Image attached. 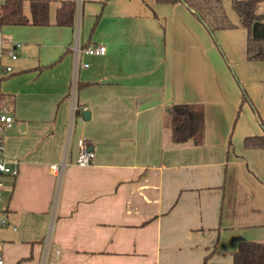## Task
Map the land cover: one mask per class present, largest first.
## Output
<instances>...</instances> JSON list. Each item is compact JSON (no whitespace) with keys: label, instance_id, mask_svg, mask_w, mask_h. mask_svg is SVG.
<instances>
[{"label":"crops","instance_id":"1","mask_svg":"<svg viewBox=\"0 0 264 264\" xmlns=\"http://www.w3.org/2000/svg\"><path fill=\"white\" fill-rule=\"evenodd\" d=\"M23 1L25 22L0 24L11 67L0 107L12 119L2 138L17 168L4 177V263L41 264L47 248L44 264H232L240 243L264 244V150L242 145L264 133V62L246 60L231 0L221 1L236 28L213 36L183 4L81 0L79 43L106 52L81 56L89 67L76 75L74 103L90 117H74L70 134L76 17L59 24L64 0H48L49 21L33 25ZM234 76L253 106L236 123ZM174 104L203 108L201 143L171 141ZM78 139L95 154L89 166L75 164Z\"/></svg>","mask_w":264,"mask_h":264},{"label":"trees","instance_id":"2","mask_svg":"<svg viewBox=\"0 0 264 264\" xmlns=\"http://www.w3.org/2000/svg\"><path fill=\"white\" fill-rule=\"evenodd\" d=\"M157 5L183 4L189 9L193 16L213 36L217 31L235 29L236 26L229 19L221 0H154ZM23 0H4L0 3V24L13 23L23 24L25 16L23 13ZM50 2L48 0H30L29 10L32 24L43 26L49 21ZM231 9L238 17L240 26L247 32L246 60L248 62H264V37L255 38L252 35L254 24L264 21V15L256 13L255 0H231ZM76 17L75 0H64L58 3L55 10L56 21L64 26H71ZM80 26H83L82 19ZM98 16H95L94 23L89 31V38L94 31ZM218 46V45H217ZM82 48L88 47V43L81 44ZM41 69V68H40ZM238 84L241 97L238 111L233 123H236L243 105L249 104L252 108L249 96L234 76ZM82 87L77 83V90ZM81 107L77 106L74 116L82 115ZM169 128L171 141L175 144H182L193 140L199 144L202 142L204 123L203 108L200 105L174 104L169 109ZM260 126L263 127L262 122ZM231 146L230 142L228 143ZM243 148L246 150H264V133L261 135L246 136L242 140ZM203 264H207V259ZM232 264H264V244L254 242H242L232 254Z\"/></svg>","mask_w":264,"mask_h":264},{"label":"built area","instance_id":"3","mask_svg":"<svg viewBox=\"0 0 264 264\" xmlns=\"http://www.w3.org/2000/svg\"><path fill=\"white\" fill-rule=\"evenodd\" d=\"M75 2H76V27H75V36L71 43V53H72L73 62H72V82L70 86V95H71L72 103L70 106V119L68 121L69 134L71 133L73 128V120L75 117L74 114L77 109V105L74 103V98H75L74 96L77 89L75 78L80 69H86L89 67L88 63L82 61L81 56L83 55L88 57H95V56L104 55L106 52V48L104 46H88L86 48L81 47L79 43L81 0H75ZM7 56L11 60H15L17 58L16 54H14V51L12 50L8 51ZM9 72H11V67L3 66L0 58V76L4 73H9ZM6 114H7L6 109L0 107V227L7 226L9 224L8 220L2 215L4 214V209H3V199H4V191H5L4 177L9 176L14 178L17 175V168L15 166L10 165L5 160V143L2 138V133L5 129L9 128L12 123L11 117L7 116ZM76 145L78 148V153L76 156L75 164L79 167L89 166L95 157L94 152L90 150L89 145L84 139H78ZM63 166L64 165L61 164L60 167L62 168ZM52 167L54 170L59 169L57 166H52ZM61 168L59 169V175L61 174ZM13 230L16 229L13 228ZM47 239L49 240V236ZM46 256H47V248L43 255V260L41 264L45 263ZM0 264H5L1 254H0Z\"/></svg>","mask_w":264,"mask_h":264},{"label":"water","instance_id":"4","mask_svg":"<svg viewBox=\"0 0 264 264\" xmlns=\"http://www.w3.org/2000/svg\"><path fill=\"white\" fill-rule=\"evenodd\" d=\"M260 24H258V23H256V24H254V31H253V37H255V38H263L264 37V25H260L261 27V32L260 33H258V32H256V30H255V28L257 27V26H259ZM82 117L85 119V120H89V117H90V113L89 112H87V111H84L83 113H82Z\"/></svg>","mask_w":264,"mask_h":264},{"label":"rangeland","instance_id":"5","mask_svg":"<svg viewBox=\"0 0 264 264\" xmlns=\"http://www.w3.org/2000/svg\"><path fill=\"white\" fill-rule=\"evenodd\" d=\"M80 19H81V16H80ZM259 23V22H258Z\"/></svg>","mask_w":264,"mask_h":264}]
</instances>
